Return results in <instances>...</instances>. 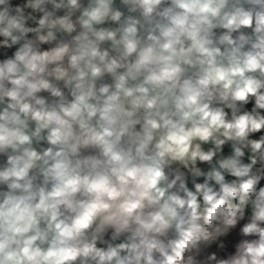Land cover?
I'll list each match as a JSON object with an SVG mask.
<instances>
[{
  "label": "clouds",
  "instance_id": "9594fccd",
  "mask_svg": "<svg viewBox=\"0 0 264 264\" xmlns=\"http://www.w3.org/2000/svg\"><path fill=\"white\" fill-rule=\"evenodd\" d=\"M0 264H264V0H0Z\"/></svg>",
  "mask_w": 264,
  "mask_h": 264
}]
</instances>
